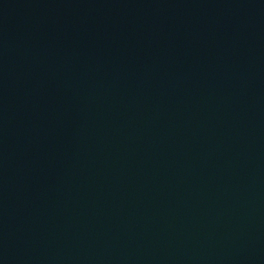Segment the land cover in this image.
<instances>
[{
	"label": "water",
	"instance_id": "water-1",
	"mask_svg": "<svg viewBox=\"0 0 264 264\" xmlns=\"http://www.w3.org/2000/svg\"><path fill=\"white\" fill-rule=\"evenodd\" d=\"M0 264H264V0H0Z\"/></svg>",
	"mask_w": 264,
	"mask_h": 264
}]
</instances>
